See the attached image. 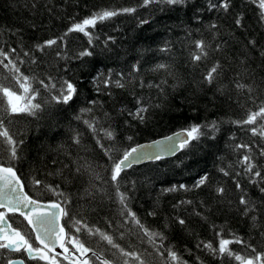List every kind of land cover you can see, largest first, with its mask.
<instances>
[{
	"label": "trees",
	"instance_id": "trees-1",
	"mask_svg": "<svg viewBox=\"0 0 264 264\" xmlns=\"http://www.w3.org/2000/svg\"><path fill=\"white\" fill-rule=\"evenodd\" d=\"M213 3L218 5L219 0H186L184 5L175 6L152 3L146 7L143 0H0V49H16L10 58L24 60L17 66L39 91L33 102L41 104L35 115L5 113L0 108V119L15 140L23 141L17 150L18 159L10 163L30 195L63 205L68 215L62 222L69 239L84 243L113 264H170L168 248L186 264H241L234 257L197 248L201 241L218 248V232L224 239L235 234L264 254V193L260 191L264 180L251 183L250 174H245L244 165L239 163L249 154L264 175V156L260 154L264 137L251 132L252 127L259 132L264 117L254 125L234 123L264 105V20L251 0H229L227 11L219 6L210 8ZM124 8L136 10L90 28L91 44L83 33L65 35L73 22L93 12ZM237 18L241 20L239 26ZM141 20L147 23L141 24ZM49 39H56L57 44L43 51L35 47ZM197 40L206 43L208 55L194 62L193 55L199 54L194 44ZM163 48L167 51H161ZM84 49L92 55L81 57ZM24 52L30 56L24 57ZM217 63L222 71L208 84L204 76ZM157 64L168 65V69L156 71ZM133 65L138 72L133 71ZM49 77L57 84L56 89L46 90L40 85L41 80L47 84ZM105 79L112 83L106 86ZM62 80H70L77 88L68 104L51 99ZM116 81L124 86L118 87ZM237 82L250 86L251 93L247 87L238 90ZM0 86L19 89L2 65ZM18 94H23V89ZM137 100L148 109L143 123L128 115L140 106ZM3 102L6 104L7 99ZM81 109L91 111L82 113ZM85 121L92 122L96 131ZM213 122L218 131L205 129L207 135L191 147L133 165L121 174L119 188L129 197L128 208L147 229L163 233L160 248L159 237L150 241L131 218L125 222L122 212L126 210L110 179L112 160L104 149H112L110 155L119 159L140 141L192 124ZM103 130L114 132V138L109 140ZM76 136L79 144L73 140ZM242 144L249 145L251 152L235 147ZM8 147L0 140V161L5 164L9 163ZM83 165L88 168L78 173L76 169ZM97 174L100 179L95 178ZM204 174L208 176L206 184L193 188ZM37 179L41 185L34 184ZM179 184L190 190L163 191ZM48 186H59L57 191L63 195L54 194ZM217 187H223L224 193H217ZM241 196L251 201L254 209L248 215L239 204ZM22 226L30 233L25 220ZM100 233L135 255H122ZM30 235L35 243L33 233ZM228 248L244 259L255 256L241 244L232 243ZM14 255L23 257L24 253L0 250V262L6 264Z\"/></svg>",
	"mask_w": 264,
	"mask_h": 264
},
{
	"label": "snow or ice",
	"instance_id": "snow-or-ice-1",
	"mask_svg": "<svg viewBox=\"0 0 264 264\" xmlns=\"http://www.w3.org/2000/svg\"><path fill=\"white\" fill-rule=\"evenodd\" d=\"M251 2L257 5L260 10V18L264 20V0H251ZM152 3H160L166 5H184L186 0H143L142 6H148ZM217 6L223 8L225 11L229 8V0H219V4H210V8H216ZM136 9L134 8H124L120 10H108L104 9L98 12H93L90 16L83 18L79 22H73L71 26L67 29V35L71 32H80L88 37L89 44L92 43V37L90 35L89 29L94 28L98 22H103L108 20L114 16H117L121 13H133ZM141 24H146V20H141ZM235 23L239 26L241 24V20L239 18L236 19ZM215 28L216 26L213 24L211 26ZM111 39V38H109ZM57 44L56 39H49L43 42V44H38L35 47L43 51L46 47H51L52 45ZM195 48L197 49L199 54L193 55L192 59L194 62H198L201 59L207 57V45L203 40H197L194 42ZM217 49H220L221 46L217 45ZM161 51H167V48L161 49ZM16 49H11L10 52H5L0 49V65L3 66L4 69L9 70L11 73V79L15 82V84L19 85V89H23V95H19L18 91L11 90L9 86H0V108L3 109L5 113L11 114H19V113H28L30 115H35L38 110L41 108L40 103H34L33 101L36 99V96L39 94L37 89L32 87V81L28 76L23 75L20 72L19 67L17 66V62L20 64L24 63V60L17 57L16 59L10 58V53H15ZM24 57H29L30 53L24 52ZM59 55V53H58ZM81 57L83 56H91L92 53L88 49H84L79 54ZM7 61V63H5ZM32 62L35 63L34 58ZM161 69H168V65L165 64H157L155 69L156 71ZM133 71L138 72V67L133 65ZM222 71L221 65L219 63L213 65V67L207 71L204 76V81L208 84H212L217 76ZM104 84L107 86L112 81L110 79H105ZM118 87H123L124 85L120 81L115 82ZM40 85L46 90H52L57 88L56 83L51 82V77H49V82L46 84L43 80L40 81ZM59 89L56 95H53L51 99L58 104H68L73 100V97L77 94V88L73 82L70 80H62L59 82ZM14 86V85H13ZM248 88L249 93H251L252 88L248 85L236 83V88L238 90H242L244 88ZM4 98L7 99V103L4 104ZM95 103V101H93ZM137 104L140 105L136 108L135 112L129 111L128 115L133 119L139 120L143 123L146 119L144 113L148 111V109L141 103V101L137 100ZM91 111V109H81V112ZM264 117V105L259 107V110L256 112H250L247 119L242 121H235L238 125H254L257 122L258 118ZM77 119H80L78 116ZM90 129L93 132L96 131L94 124L90 121H85ZM205 129H211L212 133L218 131V126L215 122L211 124H192L188 128L183 129L181 133L176 134V137H166L165 143L161 144L159 141L153 142L151 146L146 149L144 145H137L135 147H131L126 149L123 152L122 157L119 159H114L110 152L112 149H104L105 155L109 156V159L112 160V165L109 169L110 171V179L111 182L116 185V193L117 198L119 200L120 205L126 212H122V215H125V222H128V218H131L132 222H134L143 233L148 236L150 241H155L156 237L160 239V248H163V241L165 239L163 233L154 232L147 229L140 221L136 218L134 212H132L127 205V201L129 199L126 192H121L119 188V179L121 174L128 168H131L134 164L138 163L142 159H160L159 151H168L169 153H174L176 148L175 144L178 143L180 149L189 148L192 146V143L195 141H199L202 136L207 135ZM105 136L111 140L114 138V132L110 130H103ZM252 134L260 135L264 137V126L260 127L258 132L257 127L251 128ZM177 137L179 138L177 140ZM132 137L129 136L128 140H131ZM0 140L6 143L8 147L9 155V163L5 164L4 161H0V250H8L13 253H24L26 254L29 260H45L48 261L49 264H55V258H50L48 253L53 251V247L56 244V239H60L63 241L64 228L58 225L59 220L63 216H67L68 212L65 208L61 206L60 203H51V204H42L37 199H33L32 196L28 195L23 190V186L21 184V180L17 175V171L11 165L10 161L18 159V148L23 141H17L14 139L9 129L5 125V121L0 119ZM73 140L76 144H79L78 136L73 137ZM99 144V141H97ZM101 148H104L103 145H100ZM237 149L244 148L247 149L248 152H251V148L247 144L236 145ZM260 154L264 156V149H261ZM240 164L244 165L243 171L245 174H250V182L257 183V179L264 180V175H262L261 171L256 168V165L252 162V157L249 154L243 156L242 160L239 161ZM81 168L87 169V165H83L78 167L76 171L79 173ZM221 172L224 175H229L225 169L221 168ZM96 179H100V176L97 174L95 176ZM208 180L207 174L199 177L195 184L192 186L193 188H199L202 185L206 184ZM40 180H35L34 184L41 185ZM259 186V185H258ZM59 186L56 188H52L48 186V190L52 191L54 194L63 195V193H59L57 191ZM236 188L241 189L240 183L237 181ZM190 190L187 185L179 184L172 185L170 188H166L163 191H179ZM225 189L223 187H217L216 192L219 194H223ZM260 191L264 193V187H260ZM67 202V201H65ZM184 203V202H182ZM187 203H191V201H187ZM239 204L244 206L243 214L248 215L251 211H253V207L251 201H249L245 196H241L239 200ZM9 213L15 215L19 213L20 216L27 221V226L30 229V233H35V241L39 242L40 246H34V242L32 240V236L29 232H24L21 229L14 227L12 223H10ZM154 212H150L149 215H154ZM255 220V217H252ZM181 225H184L185 221L183 219L179 220ZM76 225L80 224V221H75ZM59 226V234H57V228ZM81 229L77 227V231L79 232ZM89 232L92 230L89 229ZM99 232V230H96ZM103 239L107 240L108 244L112 245V247L118 250L122 255L129 256L135 255L134 253H126L118 244H115L112 237L106 236L104 233H100ZM217 237H221L219 239L218 248L213 247L211 242H203L197 244V248L203 247L208 250L212 255H227L228 257H234L236 261L241 262V264H264V254L256 252V249L251 245L245 242L242 238L232 234V239H224L222 238V233H216ZM236 243L243 245L246 249L250 248L252 252L255 253L254 258L244 259L239 253H233L228 245ZM63 246V243L61 244ZM77 247L80 255L83 257L87 253H89L90 249L84 246V243L76 241L74 244ZM68 249L65 248V252ZM168 260L171 262H175V264H186L185 261L181 260L178 256L177 252L172 248H168L167 250ZM93 256L96 257L97 260H100L101 264H108L107 260L102 259L95 252L92 253ZM69 257L66 256L65 259ZM138 259V257H137ZM2 264V262H0ZM6 264H24V260L21 259L17 261L13 258H8ZM82 264H89L88 259H84Z\"/></svg>",
	"mask_w": 264,
	"mask_h": 264
},
{
	"label": "flooded vegetation",
	"instance_id": "flooded-vegetation-1",
	"mask_svg": "<svg viewBox=\"0 0 264 264\" xmlns=\"http://www.w3.org/2000/svg\"><path fill=\"white\" fill-rule=\"evenodd\" d=\"M8 215L10 216V222L13 224V226L23 231L22 225H23L24 218L20 216L18 213H16L15 215L9 213ZM34 246H39L36 243V241L34 243ZM65 248L68 249L67 252H65ZM93 252L94 251L90 249L89 253H87L85 256L82 257L78 249L74 247L71 239L67 238L63 243L61 252L55 255L52 253H48V255L50 258H55V264H82L84 259H88L89 264H101L100 260H97L96 257L92 255ZM95 253L98 256H101L99 253L97 252ZM66 256H68L69 258L65 259ZM11 257H16V256L14 255ZM22 258H24L25 262L28 264H49V262L45 260H29L26 254H24Z\"/></svg>",
	"mask_w": 264,
	"mask_h": 264
},
{
	"label": "water",
	"instance_id": "water-1",
	"mask_svg": "<svg viewBox=\"0 0 264 264\" xmlns=\"http://www.w3.org/2000/svg\"><path fill=\"white\" fill-rule=\"evenodd\" d=\"M183 129H186V128H179V129H176V130H174V131H171V132H169V133H167V134H164V135H161V136H158V137H155V138H152V139H148V140H143V141H140V142H138V143H135V144H133L131 147H135V146H137V145H144V146H146V149L149 147V146H151L152 144H153V142H155V141H159V142H161V144H164L166 141H165V138L166 137H176V134H178V133H181L182 132V130ZM179 138L177 137V140H178ZM175 148H176V150H175V152L174 153H169L168 151H159V155H160V158H164V157H169V156H173V155H175L179 150H180V148H179V146H178V143H176L175 145ZM131 147H129V148H131ZM128 148V149H129ZM123 155V154H122ZM122 157V156H121ZM152 160H155V159H142V160H140L138 163H136V164H141V163H144V162H147V161H152ZM136 164H134V165H136ZM6 166H7V164H6ZM16 170V169H15ZM17 175H18V173H17ZM19 176V175H18ZM19 178H20V180H21V184H22V186H23V190H24V192H26L28 195H30L28 192H27V190L25 189V185H24V182H23V180H22V178L19 176ZM30 196H32V195H30ZM33 197V196H32ZM33 199H37V198H35V197H33ZM37 200H39V202L40 203H42V204H45V205H47V204H51V203H60L59 201H57V200H41V199H37ZM61 204V203H60ZM61 206L63 207V205L61 204ZM19 214V213H18ZM10 222V221H9ZM27 222V221H26ZM11 223V222H10ZM58 225L59 226H62L63 228H64V234H63V241H61L60 239H56V244L54 245V246H52L53 247V251L51 252L52 254H58L59 252H61V250H62V246H61V244L62 243H64V241H65V239H66V237H67V231H66V228H65V226L63 225V222H62V217H61V219L59 220V222H58ZM59 226H58V228H57V234H59ZM15 227V226H14ZM34 234V238H35V233H33ZM36 243L39 245V242L38 241H36ZM40 247H43L42 245H39ZM101 257V256H100ZM13 259H16L17 261H19V260H21V259H23L24 260V258H22V257H20V256H16V257H12ZM102 259H104V260H107L108 261V264H112L107 258H104V257H101ZM24 264H28V263H26L25 262V260H24Z\"/></svg>",
	"mask_w": 264,
	"mask_h": 264
},
{
	"label": "rangeland",
	"instance_id": "rangeland-1",
	"mask_svg": "<svg viewBox=\"0 0 264 264\" xmlns=\"http://www.w3.org/2000/svg\"><path fill=\"white\" fill-rule=\"evenodd\" d=\"M20 95H23V94H20ZM71 241H72V243H73V245L75 244V242H76V240H73V239H71ZM75 247V246H74ZM76 249H77V247H75Z\"/></svg>",
	"mask_w": 264,
	"mask_h": 264
}]
</instances>
